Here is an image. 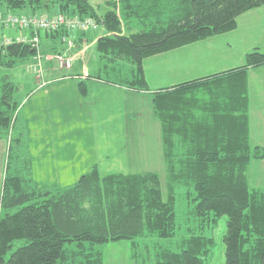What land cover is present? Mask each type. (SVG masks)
<instances>
[{
  "label": "trees",
  "instance_id": "obj_1",
  "mask_svg": "<svg viewBox=\"0 0 264 264\" xmlns=\"http://www.w3.org/2000/svg\"><path fill=\"white\" fill-rule=\"evenodd\" d=\"M105 3L100 12L90 0H0V12L92 18L106 31L95 47L102 66L79 80V91L87 96V80L93 79L151 94L161 124L168 198L155 171L103 174L98 165L71 186L37 187L14 95L21 84L4 83L0 139L8 141V148L0 200V264H105L100 245L121 241L131 242L134 264H206L214 238L196 228L176 247L152 243L151 237L172 239L177 234L179 185L194 202L190 213L201 231L227 216L226 264H264V189L251 186L248 177L251 162L264 159V147L251 142L248 81L250 70L264 65V52L256 47L240 66L154 89L144 65L153 56L235 30L238 18L264 0ZM52 7L55 14L48 13ZM42 31L36 46L14 42L0 50V63L12 68L37 53L70 54L75 45L88 42L83 31Z\"/></svg>",
  "mask_w": 264,
  "mask_h": 264
},
{
  "label": "rangeland",
  "instance_id": "obj_2",
  "mask_svg": "<svg viewBox=\"0 0 264 264\" xmlns=\"http://www.w3.org/2000/svg\"><path fill=\"white\" fill-rule=\"evenodd\" d=\"M90 1L100 12L105 11L106 0ZM0 10H3L2 6H0ZM56 10V8L52 7L48 13L55 14ZM22 11L16 13L28 12L26 10ZM243 29L237 35L238 41L228 50V53H221L225 38H216L217 40L214 41L206 42L203 40L192 43L180 48L181 50L179 49L177 52L171 51L169 54L147 60L149 65L148 72L151 78L150 86L152 88H161L174 84L176 81L188 80L203 74L240 66L246 60L243 55L249 53L257 46L264 52V28L260 30L255 27L254 21H249ZM23 31L27 30L2 28L0 29V35H17ZM92 31H88L87 34ZM105 33L106 31L102 27L97 30V34L103 35ZM90 42L88 41V43ZM88 43L79 44L76 52L78 54L75 57L83 58V66L84 68L86 67V72L95 74L103 62L96 51V43L91 47ZM199 52L205 55L203 60H197ZM31 62L30 59L18 60L12 68L0 63V100L4 83L19 82L21 84L20 89L16 90L14 94L17 102H21L24 98L27 100L37 92H44L45 89L59 80L65 79L71 83L76 82L79 77H74L72 74L77 73V71H80L81 74L84 72L81 69L82 64L80 62L79 65L76 64L72 69L59 68L60 70L54 74L47 72V68L45 69L43 63V71L45 69L44 80L47 82L46 86L43 87L45 89H43L39 88V81L35 82V73L27 70V66ZM175 66L176 70L174 72ZM52 67H58L56 60H54L52 66H49V68ZM106 75V72L102 71V76L105 77ZM254 77L258 79V85L255 86V93H253V103L259 114L256 112L253 116L256 130V133H254L255 141L253 142L259 143L258 145L262 144L261 146L264 147V87L260 84L263 77L260 78L258 75ZM152 78L154 81H152ZM90 81L103 88L109 87L107 85L101 86L103 84H97L98 82H94L95 80ZM70 82L65 84V87H71ZM98 86L95 90L90 89L87 100H84L86 97H83L82 100L85 105H91V110H86L83 116V111L73 107L69 112L62 115L63 124L61 125L56 124L58 116L55 115L53 133L61 135L64 141H70L79 146H87V149L89 148L88 146L97 144L99 151L105 156L103 157L104 162H108L112 166V171H103V174L144 172L146 170L159 173L163 197L167 199V172L163 155L161 124L154 115L151 94L148 92L129 94L132 97L129 105L120 97L103 92ZM126 105L128 108H126ZM59 106L61 105L59 104ZM66 107H68V104H63V110L60 112L65 111ZM53 112L55 114L56 110H53ZM106 156L108 157L106 158ZM248 177L251 186L264 189V159H255L251 162ZM186 192L187 188L182 185H179L175 191L176 219L179 226L176 236L172 239L151 237L153 239L152 243L176 247L183 236L189 235L190 229L196 228L205 236L214 238V245L208 255L205 256L206 264H226L224 236L227 231V216L220 217L215 226H209L201 231L199 221L190 213L194 202L190 204L189 199L186 197ZM209 246L211 245L209 244ZM100 248L104 252L105 264H134L131 256L130 241L108 242L100 245Z\"/></svg>",
  "mask_w": 264,
  "mask_h": 264
},
{
  "label": "crops",
  "instance_id": "obj_3",
  "mask_svg": "<svg viewBox=\"0 0 264 264\" xmlns=\"http://www.w3.org/2000/svg\"><path fill=\"white\" fill-rule=\"evenodd\" d=\"M249 21L252 22L254 21L255 27L260 30L264 28V5L243 13L238 18V27L235 30L211 37L205 41L209 42V41L217 40L216 38H225V41L223 42L222 45L221 53H226V52L228 53V50H230L231 47L234 45V43L238 41L237 35L240 32H242V30H244L243 27L247 25ZM21 34L27 37H31L32 31L30 30L23 31ZM21 34L8 35V36H18ZM101 35L102 34H97V30H94L90 34H87L85 36L88 41H91L90 43H88L87 41L86 42L90 44L91 47L93 44L96 43L95 42L96 38L98 39V37H100ZM72 36H73L72 38L79 39L78 34L77 35L72 34ZM86 42H82V45ZM78 48H79L78 46H75V48L72 49L70 54L77 55L78 53L76 54V52L78 51ZM178 50L179 49H176L172 52H177ZM169 53L170 52L163 53L153 57H158ZM246 54L243 55L245 56V58H246ZM204 56H205L204 54L199 52L197 60L199 59L203 60ZM75 58L76 60L73 68L76 66V64L79 65L80 62V64H82L81 69H83L84 71L82 74L80 73V71H77V73L75 72V74L81 75L76 82L71 83L70 81H67L65 79L59 80L53 83L52 85H50L47 89L42 87L43 89H45L44 92H40V93L37 92L31 95L27 100L24 98L20 102L19 114L24 122L27 132V152L31 159L32 179L34 181V184L40 188L71 186L83 174L88 172L94 165H98L101 172L112 171L111 168L112 166L108 162H104L103 157L105 156L99 151L98 149L99 146L97 147V144H92L88 146L89 148L87 149V146H79L76 145L75 143H71L70 141H64L61 135H56L53 133L54 125H55V115L58 116L56 119L57 122L56 124L61 125L63 124L62 115L66 112H69L73 107L80 111H83V116L86 110H91V105L90 106L85 105V103H83L82 100L83 97H86L84 98V100H87L89 96V92L91 91L90 89L95 90L98 85H95L90 81L93 79H88L87 80L88 95L83 96L81 94V92L79 91L78 82L79 80L86 79L85 75L87 74V72H86V67L84 68L83 66V62H84L83 58H77V56ZM151 58L146 59L144 63L146 76L150 83H151V78L148 72L149 65L147 63L148 62L147 60H150ZM43 63L45 69L47 68L46 69L47 72H51L54 74L55 72H58L60 70L59 67L49 68V66H52L54 61L44 60ZM175 70H176V66L174 67V72ZM257 75L260 76V78L263 77L261 80L262 82H260V84H262V86L264 87V65L258 68L251 69L248 75L249 96H250L251 142L255 145L257 144V142L256 143L253 142L255 141L254 133H256L255 126L253 123L254 120L253 116L254 113L257 112V114H259V112L253 103L254 100L253 93H255V86L258 85V79L254 77ZM36 79L37 78H34L35 82L38 81ZM152 81H154L153 78ZM181 81L183 80L176 81L175 83ZM68 82H70L71 84V87L69 88L65 87V84H67ZM94 82H98L97 84H103L101 86H105V85L109 86L108 88L107 87L103 88L100 86L98 87H100V89L105 93L113 94L115 95V97H120L121 99L125 100V102H127L129 105L132 98L131 95L129 94H133L134 92H140V91H134L128 89L126 87H122L114 84H108L99 80H95ZM40 85L41 83L39 82V88H41ZM150 87L152 88V86ZM70 101H72L71 105H70ZM59 104L61 106H59ZM63 104H68V107L65 108L66 109L65 111L60 112L63 110L62 108ZM126 108H128L127 105ZM53 110H56L55 114ZM7 148H8V141L6 139H0V200H1L4 172H5ZM107 157L108 156H106V158ZM139 172H143V171H139ZM139 172H130V173H139Z\"/></svg>",
  "mask_w": 264,
  "mask_h": 264
},
{
  "label": "built area",
  "instance_id": "obj_4",
  "mask_svg": "<svg viewBox=\"0 0 264 264\" xmlns=\"http://www.w3.org/2000/svg\"><path fill=\"white\" fill-rule=\"evenodd\" d=\"M99 24L92 18H80L77 16H68L64 14L48 15L43 13L28 14V13H13L0 12V29L2 28H17L21 30H30L34 33L32 37L24 35L18 36H0V50H3L8 45L16 42H32L34 46L39 44L40 38L38 32L42 30L56 31L61 29L78 30L88 32L98 29ZM64 37V40L69 41V46L73 47L74 42ZM43 60H56L58 67L61 69H72L75 62V55L71 54H47L37 53L32 62L27 66V70L35 73L37 80L41 83L40 87H44L47 82L44 80Z\"/></svg>",
  "mask_w": 264,
  "mask_h": 264
}]
</instances>
